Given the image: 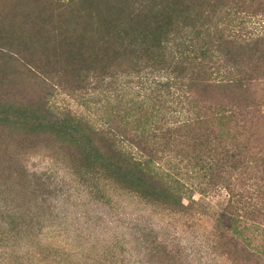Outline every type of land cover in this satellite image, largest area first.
<instances>
[{
    "label": "rangeland",
    "instance_id": "374dc122",
    "mask_svg": "<svg viewBox=\"0 0 264 264\" xmlns=\"http://www.w3.org/2000/svg\"><path fill=\"white\" fill-rule=\"evenodd\" d=\"M0 264H264V0H0Z\"/></svg>",
    "mask_w": 264,
    "mask_h": 264
},
{
    "label": "trees",
    "instance_id": "16d2710c",
    "mask_svg": "<svg viewBox=\"0 0 264 264\" xmlns=\"http://www.w3.org/2000/svg\"><path fill=\"white\" fill-rule=\"evenodd\" d=\"M102 134V133H101ZM100 135V132L97 131V133L94 134V136H99ZM119 156H120V153H119ZM139 173V175L141 176L142 174L144 175L145 173L142 171V169H139L137 171ZM146 175V174H145ZM159 187H160V190H162L164 193L168 194V189H166L165 187H162L161 184H159Z\"/></svg>",
    "mask_w": 264,
    "mask_h": 264
}]
</instances>
